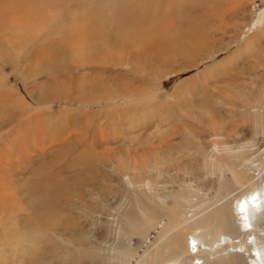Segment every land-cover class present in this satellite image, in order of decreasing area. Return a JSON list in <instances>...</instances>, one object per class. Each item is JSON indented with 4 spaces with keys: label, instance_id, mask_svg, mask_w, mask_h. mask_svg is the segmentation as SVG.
<instances>
[{
    "label": "rangeland",
    "instance_id": "obj_1",
    "mask_svg": "<svg viewBox=\"0 0 264 264\" xmlns=\"http://www.w3.org/2000/svg\"><path fill=\"white\" fill-rule=\"evenodd\" d=\"M0 13L5 14H0V239L26 235L18 224L29 216L33 184L75 163L55 178L51 195L36 190L33 203L51 204L55 212L47 217L68 223L42 231H57L58 243L68 248L70 235L90 251L103 242L105 251L115 253L109 264H154L212 205L215 192L203 169L212 127L236 126L237 136L225 137L229 143L255 138L256 159L264 162V132L258 126L264 74L249 92L224 81L206 83L215 77L250 78L239 70L264 62V29L256 30L264 0H0ZM215 28L224 32L218 38L224 44L241 29V38L260 41L258 48L250 46L258 54L249 56L241 41L195 69L165 74L185 65L176 56L182 46ZM213 43L219 47L221 41ZM218 100L236 102L237 111L227 113L231 109L219 107ZM211 120L223 123L212 126ZM172 133V145L160 147L158 139ZM148 139L159 149L146 152ZM107 141L116 143L105 148ZM57 159H62L58 165ZM126 175L164 189L166 208L141 219L135 199L150 207L158 204L156 195L148 198L150 189L128 185ZM239 240L244 236L233 242ZM231 244L222 242L213 251ZM15 251L5 248L0 263L19 264L12 258Z\"/></svg>",
    "mask_w": 264,
    "mask_h": 264
},
{
    "label": "bare ground",
    "instance_id": "obj_2",
    "mask_svg": "<svg viewBox=\"0 0 264 264\" xmlns=\"http://www.w3.org/2000/svg\"><path fill=\"white\" fill-rule=\"evenodd\" d=\"M238 3L239 11H241V3L239 1ZM3 9V13L8 12V9ZM4 15L5 14H3L2 17ZM257 21L260 28L256 30L259 31L261 29L262 31L264 29V13H259L257 15ZM252 23L250 27L245 26L242 29L244 35L246 29L251 30ZM240 31L241 29L239 32H234L235 34L230 38L231 42L229 44H224V42H222L223 39H218L224 32H222V30L218 31L216 28L210 30L205 37H194V40H190L191 42L186 44V46H182L176 53V56L185 59V65L178 67V69L169 67V70H167L165 74L195 69L200 63L212 60L216 55L229 50L233 45H240L241 41L243 42L241 45L242 50L247 49L249 56L257 55L258 53H256L253 48L250 49V46L252 44L258 45L260 41L259 43H255V41L243 39L241 38L242 35ZM216 39L221 41L219 47L213 45ZM259 39H261V37ZM258 47L259 45L255 48ZM219 65L218 63L215 67L216 71L220 69ZM231 69L233 70L234 68ZM212 70V72H215L214 69ZM207 71H209V69L203 71L204 76ZM239 71H242V74L245 73L247 76H250V78L240 79L237 76H229L217 79V77H215L216 81H209L206 83L207 85H216L217 82L219 84V82L222 83L224 81L226 86L230 87L231 85L237 90L249 92L254 88V84L263 77L264 62H255L252 68L248 70L243 66ZM262 87H264V85ZM262 90L258 92L260 96L264 95V88ZM217 105L222 108L231 109L227 110V113L231 115L237 111V109L233 110L237 103L231 102V100H218ZM212 112L216 114L215 111ZM259 113L261 116L259 120H262V122L258 126L262 128L261 130L264 132V108H262ZM209 114H211V112ZM219 123L222 124L223 122H217V124ZM217 124L211 120L212 126H216ZM211 125L207 121L205 128L210 129L212 127ZM236 128V126L234 128L231 127L229 131L226 127H212L211 131H208V136H211L213 140L212 143L203 150V169L204 175L206 179H208L207 185L215 192L209 199L213 206L208 205V209L205 210L204 215L196 223L197 226L196 224L194 225V230H189L187 235L184 232H180L179 235L175 236L174 239H172V245H167L164 248L168 249L166 256H163L159 260L155 259L154 264H264V162H260V158L256 159L255 138L248 140L246 143L239 142L241 144L227 142L225 137L229 139L232 137L231 135L234 137L237 136L238 131H236ZM174 134H169V136L164 139H158L160 142L159 146L161 147L165 144L171 146L174 140L172 139ZM110 143L116 142L107 141V144L104 145L105 148L107 145L108 148L111 147ZM199 143L200 142H198V144ZM156 148L159 149L150 139L144 140L143 149L146 152H153L151 150ZM61 161L62 159H57L56 164H60ZM74 164L66 165L62 167L61 170H59V167L58 171L54 173L56 176L50 177L48 174L49 177H45V180L36 182L35 185L33 184V188H30L32 192V201L34 202L35 198H37L36 190L40 191V194L51 195V189L55 178L59 173L61 174L68 170V167H73ZM46 167L47 165H45V168ZM48 168L50 169V167ZM41 172L39 173L47 175V173H45L46 171L43 173ZM124 177L128 185H137L136 187L138 188L146 187V189H150L152 193L143 192L148 195V198H152L156 195L154 198L158 204L155 205L153 202L150 207L138 198L135 199L134 207L139 211L138 216L141 219L145 220L146 217L152 216V211L154 209L165 207L164 203L166 199L161 196L164 189L152 186L151 182L147 180L143 183H134L129 175ZM234 193H237V195L232 196ZM33 202L28 208L30 211L29 216L24 217L22 221L20 219V223L18 224V229H21V233L26 232V235L21 234L16 240L10 242H8L6 236L1 238L0 255H2L1 252H3L5 248L12 247L13 249H17L12 257L13 261H15V263L20 261L21 264L22 262L23 264H109L108 262L110 261L108 260H114L115 253L112 251H105L103 242L92 244L94 246L92 251H90L88 246L82 243L81 238L73 237V239L70 240L72 237L71 235L70 239L67 238V236L65 239V242L66 240L69 241L71 247L68 248L64 246V243H58V239L61 238L62 235L58 234L57 231H54V233L43 232L42 228H58V226L67 227L68 223L59 224V222L55 220L51 221L47 217L48 214L55 212V209H51V204L47 202ZM196 227L202 229L200 235H196ZM3 235H5V233ZM41 235L43 239L39 241L38 236ZM239 236H244V242L239 240L241 242L236 245L233 241L238 239ZM209 237L210 240H207L206 238ZM185 239L189 254L191 255L189 260L184 256L186 255ZM190 241L194 243L192 246ZM222 242H231L232 244L229 249H221L220 251L214 252L213 250L215 247L219 249ZM233 243L235 245H233ZM202 248L209 251V253H206V257H202V255H205L201 252ZM238 248H240L241 251H237ZM230 249H232V251H230ZM121 255L126 256L128 253L121 252ZM4 260H6L5 256ZM116 263L123 264L121 261H116Z\"/></svg>",
    "mask_w": 264,
    "mask_h": 264
}]
</instances>
